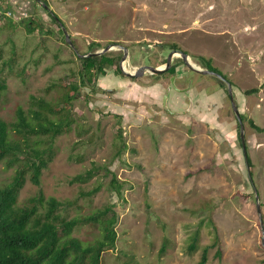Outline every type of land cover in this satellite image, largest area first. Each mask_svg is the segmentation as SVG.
I'll return each mask as SVG.
<instances>
[{
    "label": "rangeland",
    "instance_id": "rangeland-1",
    "mask_svg": "<svg viewBox=\"0 0 264 264\" xmlns=\"http://www.w3.org/2000/svg\"><path fill=\"white\" fill-rule=\"evenodd\" d=\"M13 1L27 15L0 20V83H6L0 118L15 121L19 107L29 113L36 96L66 106L73 119L56 138L32 137L41 148L52 144L53 158L40 185L27 173L19 203L43 190L46 197L74 201L63 211L68 218L111 205L118 236L101 264H197L205 246L207 264H264V131L251 125L264 128V0ZM94 42L97 50L110 43L127 47L129 71L164 66L176 45L197 66L211 63L232 83L263 227L227 83L175 55L174 73L130 77L114 65L67 104L69 85L80 82L78 55ZM106 53L120 64L124 50ZM19 164L0 162V185L12 180ZM94 166L99 170L92 179L72 181ZM115 175L122 195L110 189ZM96 186L94 195H82ZM73 235L93 241L102 229L83 224Z\"/></svg>",
    "mask_w": 264,
    "mask_h": 264
},
{
    "label": "trees",
    "instance_id": "trees-1",
    "mask_svg": "<svg viewBox=\"0 0 264 264\" xmlns=\"http://www.w3.org/2000/svg\"><path fill=\"white\" fill-rule=\"evenodd\" d=\"M5 20L14 21L12 18ZM26 26L33 31L36 28L34 19L29 18ZM98 45L94 42L87 52L78 55L81 61L80 82L69 85L64 95L67 104L75 98L80 87L89 83L95 86L96 78L106 74L107 69L114 65L119 74L126 75L115 56L108 53L87 55L95 52ZM172 48L178 49V46L173 45ZM207 68L213 69L211 63ZM170 72H175L174 66L170 68ZM5 87V82L0 83V94ZM31 100L29 113L19 107L15 121L8 122L0 118V162L7 161L9 166L20 163L12 180L0 185V264H101L103 252L115 246L118 236L115 229L118 216L114 212L111 213V205L88 215L68 218L63 211L74 205V201H63L55 196L46 197L43 190H39L27 203H19L20 191L27 181V173H30L29 178L34 184L40 185L43 170L53 158L52 144L41 148L38 141L32 137L49 135L50 138H56L67 131L73 121L66 106L53 105L44 97L32 96ZM52 115L59 116V119H53ZM251 125L258 131H264V128L253 121ZM98 170V167L94 166L76 175L72 181L87 182ZM122 187V182L116 175L113 176L110 189L122 195ZM100 188L101 186H96L82 195L92 196ZM89 223L100 224L101 237L84 241L73 235L80 225ZM197 239L198 233L189 246L191 251L196 248ZM209 248L210 246L204 247L197 264H207Z\"/></svg>",
    "mask_w": 264,
    "mask_h": 264
},
{
    "label": "water",
    "instance_id": "water-1",
    "mask_svg": "<svg viewBox=\"0 0 264 264\" xmlns=\"http://www.w3.org/2000/svg\"><path fill=\"white\" fill-rule=\"evenodd\" d=\"M43 4H44L45 8L54 17V19L59 23L62 31L64 32L66 40L70 43V45H72L74 47L73 41L71 40V35H70L67 27L61 21L60 17L49 7L48 4H46V3H43ZM145 45H146V47H149L148 44H145ZM116 47L119 48V49H123L124 50V55H123V57H122V59L120 61V67H121L122 71L126 75H128L130 77L142 76L146 71H149L152 74L165 73L166 71L170 70V68L172 66V61H173L174 56L176 54H179V55H181L182 59L188 65V67L190 69L198 71V72H201V73H204V74H210V75L217 76L220 79H222L223 81H225L227 83V86H228V92H229V96H230V99H231V102H232L233 109H234V111L236 113L237 119H238L239 124H240V139H241V143H242V147H243L245 161H246V164H247L249 178L253 182V176H252V173H251V165H250V157H249V153H248L246 135H245V125L243 123L242 115H241V113L239 111V108H238V106H237V104L235 102V97H234V91H233L232 83L229 80H227L218 71H215V70H212V69H207V68H201L200 66H197V65L191 63L189 61V57H190L189 54L186 53L183 50H178V49H173V50L170 51L164 66L155 67V66H151V65H144V66L136 68L134 71H129L124 66V61L127 59V56H128V48L123 46V45H121V44H115V43L112 44L111 43V44L107 45L105 48H103L101 50H97L95 52H90L87 55H101V54L106 53L109 50H111L113 48H116ZM253 186H254V182H253ZM254 190H255V193H256V197H257V209L259 211V216H260L261 224H262V227H263V216H262V213H261V204H260L259 195L257 194V189H256L255 186H254ZM263 243H264V236H263Z\"/></svg>",
    "mask_w": 264,
    "mask_h": 264
},
{
    "label": "built area",
    "instance_id": "built-area-1",
    "mask_svg": "<svg viewBox=\"0 0 264 264\" xmlns=\"http://www.w3.org/2000/svg\"><path fill=\"white\" fill-rule=\"evenodd\" d=\"M27 14L24 15H19L16 13L15 9L9 8L5 5V2L3 0H0V20H5L7 18H12V19H17L18 17L23 18L22 16H26Z\"/></svg>",
    "mask_w": 264,
    "mask_h": 264
},
{
    "label": "crops",
    "instance_id": "crops-1",
    "mask_svg": "<svg viewBox=\"0 0 264 264\" xmlns=\"http://www.w3.org/2000/svg\"><path fill=\"white\" fill-rule=\"evenodd\" d=\"M5 5L9 8L15 9L16 13L21 15L22 13L19 11V5L18 3H15L13 0H4Z\"/></svg>",
    "mask_w": 264,
    "mask_h": 264
},
{
    "label": "bare ground",
    "instance_id": "bare-ground-1",
    "mask_svg": "<svg viewBox=\"0 0 264 264\" xmlns=\"http://www.w3.org/2000/svg\"><path fill=\"white\" fill-rule=\"evenodd\" d=\"M179 54H176V56H178ZM189 61L191 62V63H193V64H195L193 61H192V59H191V57H189ZM128 64V63H127ZM196 65V64H195ZM126 66V65H125Z\"/></svg>",
    "mask_w": 264,
    "mask_h": 264
},
{
    "label": "flooded vegetation",
    "instance_id": "flooded-vegetation-1",
    "mask_svg": "<svg viewBox=\"0 0 264 264\" xmlns=\"http://www.w3.org/2000/svg\"><path fill=\"white\" fill-rule=\"evenodd\" d=\"M110 44H111V43H110ZM112 44H113V43H112ZM108 45H109V44H108ZM178 50H179V49H178ZM122 57H123V56H122ZM166 72H170V70H168V71H166ZM166 72H165V73H166Z\"/></svg>",
    "mask_w": 264,
    "mask_h": 264
}]
</instances>
